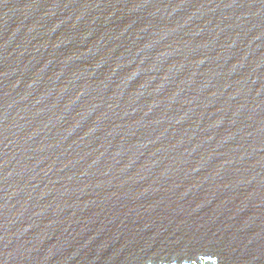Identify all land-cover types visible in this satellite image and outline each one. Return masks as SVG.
<instances>
[{
	"label": "water",
	"instance_id": "1",
	"mask_svg": "<svg viewBox=\"0 0 264 264\" xmlns=\"http://www.w3.org/2000/svg\"><path fill=\"white\" fill-rule=\"evenodd\" d=\"M264 264V0H0V264Z\"/></svg>",
	"mask_w": 264,
	"mask_h": 264
},
{
	"label": "bare ground",
	"instance_id": "2",
	"mask_svg": "<svg viewBox=\"0 0 264 264\" xmlns=\"http://www.w3.org/2000/svg\"><path fill=\"white\" fill-rule=\"evenodd\" d=\"M147 264H149V263H147ZM182 264H185L184 261H182ZM186 264H188V263H186ZM189 264H196V263L193 262V260H191ZM199 264H200V263H199Z\"/></svg>",
	"mask_w": 264,
	"mask_h": 264
},
{
	"label": "rangeland",
	"instance_id": "3",
	"mask_svg": "<svg viewBox=\"0 0 264 264\" xmlns=\"http://www.w3.org/2000/svg\"><path fill=\"white\" fill-rule=\"evenodd\" d=\"M186 264V263H185Z\"/></svg>",
	"mask_w": 264,
	"mask_h": 264
}]
</instances>
